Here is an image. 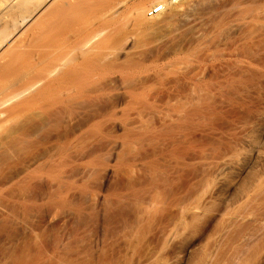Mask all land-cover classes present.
<instances>
[{
  "label": "rangeland",
  "instance_id": "1",
  "mask_svg": "<svg viewBox=\"0 0 264 264\" xmlns=\"http://www.w3.org/2000/svg\"><path fill=\"white\" fill-rule=\"evenodd\" d=\"M56 1L45 15L70 9ZM71 1L76 23L93 26L119 3ZM119 1L131 12L146 2L158 27L104 42L112 54L63 85L71 102H59L62 88L49 91L58 117L33 100L1 125L17 143L40 134L23 135L34 144L15 142L17 153L0 151V264H264V0H199L197 33L222 24L201 42L176 15L159 25L147 16L161 0ZM15 7L8 23L21 15ZM166 20L180 29L160 41ZM35 22L3 53L1 86L46 74L35 47L58 24L43 38Z\"/></svg>",
  "mask_w": 264,
  "mask_h": 264
},
{
  "label": "bare ground",
  "instance_id": "2",
  "mask_svg": "<svg viewBox=\"0 0 264 264\" xmlns=\"http://www.w3.org/2000/svg\"><path fill=\"white\" fill-rule=\"evenodd\" d=\"M67 1H68L67 3L62 2V4L60 6H68V7H70V9L66 10V9H63L60 7H56L54 12L46 14L47 15L46 16L44 13L47 12V10H46L47 8L50 9V7L52 5H54V3H55L54 0H0V21H4L5 18H7L5 16H6V12L7 13L9 12V10H7L8 8H11V7L13 8V7L17 6L18 9L22 10V11L19 10L21 12V13L19 12V14H21V15L17 16L16 18H12L13 20H11L9 18L11 21L10 23H8L9 20L6 19L5 21L8 24H6L4 22L6 25L4 27L0 28V59L4 55L3 53H6V51H8L10 49L13 50L14 49L13 47H15V48L17 47V46H15L16 40L20 36L22 37L24 32H26L25 27H28L27 30L33 28L30 26H32V24L34 26V23H36L35 22L36 20L37 21L39 20V22H40L39 27L37 26L36 31H35V34H36L35 36H37V37L43 36V38H45V33L48 30H51L52 28L56 29L57 24H58V29L54 33L56 36L53 39H51V41L47 45L35 47L36 51L39 52V54L41 56V58H40L41 59L40 60L41 66L46 67V69H47L46 74L44 76H42L41 78H39L38 80L33 81L32 83L27 84V85L22 86V87H18L16 89L15 88L11 89V87H13L16 84V81H14L13 83H9V85H7V86H4V85L1 86L0 85V119H2V120H0V151L6 150V152H9V150L11 148L15 150L16 144H17V149L20 148L21 150H23L25 148V145L28 146L29 144H32V145L34 144V142L31 143V139L28 141L29 144H27L25 142L24 143L25 145H24V144H21V142L26 141V139L24 137L27 135L29 137H32V136L34 137V135L37 133L39 135L40 134L39 130L35 129L34 133H31L28 131L29 134H27L28 133L27 131H26L27 133L23 132L22 138L24 140L23 141L21 140V142L18 141L19 143H17V138H18L17 134H14L12 132H8L7 128L4 129V127H2L1 125L5 124V123L17 121L20 117H23V115L27 111L31 110L30 109L31 108L30 103L33 100H34L33 106H38L40 104V108H41V109L39 108L40 114H44V115L52 116V117H58V112L56 111V108H55L56 103H51L52 100L49 99L46 94L52 90L58 91L63 87V85L70 84V83L76 81L78 76L83 75V73L87 69V66L91 62H93V61L98 62L101 59H103L107 54H112V51L110 49H108V47L102 46L104 44V42H106L107 40H109L112 37H120L123 34H126L127 30L129 31V35L133 36V35H136L137 33H139L140 31L142 33L145 30L149 31L148 29H150V31H151V26H153V25H154L153 27L157 26V25H155V23H153L155 20L151 19L152 21H150L145 16V10H146L145 8H147L145 5V4H147L146 2H145V4H141V5H144V6L140 5L141 7L139 6V7L134 8V6H137V4L134 5L132 7L134 9L131 12V9H130L131 6L129 4H126L124 1L122 4L123 6L120 5L123 10H124V8H123L124 6L127 7L126 5H129V9H128L129 14H127L128 16L126 15V17H125V15L122 13L124 11L122 9H120L121 7L116 6L117 4L119 5V3H120V1L118 0L119 3L115 2L116 5L113 4L115 7L112 6V8H110V10L109 9L105 10V11L109 10V13L106 12V15H105L103 12V14L101 15L102 17L97 18V20L100 21V24L98 26H93V25H88V24L87 25H85V24L79 25L78 23H76V20L73 18L72 13L75 12V10H76L75 8L78 5L76 4V6H75V3H72L73 1H71V3L69 2L70 0H67ZM75 1H77V0H75ZM79 1L81 2V0H79ZM126 1H129V0H126ZM155 1H153V2H155ZM157 1H159V0H157ZM202 1H204V0H202ZM210 1H212V0H210ZM50 2H51V4L49 5ZM149 2H152V1L150 0ZM197 2L199 3V0H161L160 3H158V2H157L158 4L156 3V5H161V8H162L161 12L157 14L158 16L155 15V16H157V17H155L156 22L157 21L159 22V23L157 22L158 25L161 24L160 21L163 22L162 19L157 20V18L163 17L164 16L163 14H165V13H166V15H168L167 13H169V16L170 15H174V16L176 15L177 18H179L180 22L178 21V19H175V20H177V22L181 23V24H179V25H181L180 26L181 28L184 27L185 29H188L187 28V26H188V27H190V29L192 31V29L193 30L195 29L194 27L197 25V23H199L197 20H199L201 18L200 14H198L199 19H198V17H197V19H195L196 16L193 14L191 15V13L194 12L193 10H195V7L196 8L198 7ZM219 2L221 3V0ZM219 2L217 0L216 4H219ZM77 3H78V1H77ZM124 3L126 5H124ZM212 3H215V2L212 1ZM72 4H74L73 6L75 8L71 7ZM150 4H148L147 6L150 7ZM152 4L155 5V3H152ZM200 4H201V2H200ZM48 5L50 7H48ZM227 7H225L224 4L222 6L220 5L218 8L217 14L218 13L221 14V13L225 12L226 10H228L229 7L228 8ZM79 8L80 7H78L77 9H79ZM150 8H152V6ZM195 11H197V9ZM148 15L149 14L147 13V16ZM161 15H163V16H161ZM7 16L9 17V14H7ZM174 16H171V17H174ZM193 16H195V18ZM148 17H151V16H148ZM152 17H154V16H152ZM41 18L42 19L45 18V19L40 20ZM169 20L165 21L166 22L165 25H164V23H162L163 26L160 27V28H162V27L164 28V30H163V28L160 30V32L162 30L164 31V32L162 31L164 34L161 37L159 36V38H158L159 40L161 39L160 41H163L165 38H167V36L170 37L169 35L171 33H172L171 36H173L175 31L180 29L179 27L176 30L170 29V26H172V24L170 25ZM199 21H202L200 23L205 24V23H203L202 19H200ZM171 22H173V21H171ZM231 22H234L233 25L238 23L235 21H231ZM2 23L3 22H1L0 24H2ZM202 24H201V26L204 27ZM228 24H231V23H228ZM166 25H167V28H165ZM221 25H218L217 23H215L213 26H211V29L208 31V33H207V31H205L206 28H205V30L203 29L205 31L204 34L207 33L206 35L209 36L210 33L212 32V30H221V28H220ZM224 25L229 26L228 28H230V25H227V24H224ZM238 25H239V23H238ZM173 26H174V24H173ZM201 26L199 28L202 29ZM231 26H232V24H231ZM93 27L95 28V32L93 33V35H91V34H89L88 30H90ZM232 27L235 29L236 26H232ZM24 28H25V31H24ZM165 29H167V30H165ZM224 29H225V27H224ZM203 30L200 33L198 32L199 36L197 39H199V41L202 39V38L200 39V34L204 35ZM165 31H166V33H165ZM173 31H174V33H173ZM195 31H196V35H195V33L193 34V31L191 32V35L193 34L196 37L198 33H197L196 29L194 30V32ZM199 31H200V29H199ZM176 34H177V31H176ZM206 35H204L203 39L206 37ZM199 41L194 39V42H199ZM203 43L204 42H202V44ZM202 46H199V47H202ZM30 47L31 46L29 44H27V45L22 46L21 48L30 49ZM18 48H20V47L18 46ZM31 48L33 49V47H31ZM4 70L5 69H0V77L3 76ZM44 81H48L47 85H45V89L40 90L35 95V97L32 96L29 101L26 100L22 103H17L14 106L12 105L13 103L18 101L22 97L29 95L35 88L39 87ZM76 88H77V86H76ZM72 91H73V88H71V87L62 88L60 91L62 96L60 97L59 102L62 103L61 99H63V103L71 102L73 99V97L71 95ZM4 108H6L5 111H1V109H4ZM32 114L35 117L40 118V114L37 112V110H34ZM19 135H21V134H19ZM23 135H25V136H23ZM38 135H37V137H38ZM28 136H27V138H29ZM20 138H21V136H20ZM20 138H19V140H20ZM15 142H16V144H15ZM14 144H15V146H14ZM22 145L24 147L23 149H22ZM27 146H26V148H29ZM13 147H15V148H13ZM19 150H15L16 153ZM13 153L15 154V152H12V154Z\"/></svg>",
  "mask_w": 264,
  "mask_h": 264
},
{
  "label": "built area",
  "instance_id": "3",
  "mask_svg": "<svg viewBox=\"0 0 264 264\" xmlns=\"http://www.w3.org/2000/svg\"><path fill=\"white\" fill-rule=\"evenodd\" d=\"M161 5H155L154 7H152L149 11H148V16H155L157 15L158 13L161 12Z\"/></svg>",
  "mask_w": 264,
  "mask_h": 264
}]
</instances>
